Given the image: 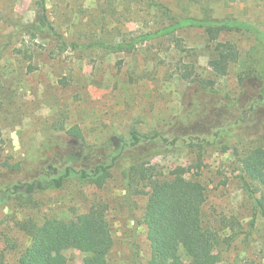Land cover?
I'll return each instance as SVG.
<instances>
[{
	"label": "rangeland",
	"instance_id": "rangeland-1",
	"mask_svg": "<svg viewBox=\"0 0 264 264\" xmlns=\"http://www.w3.org/2000/svg\"><path fill=\"white\" fill-rule=\"evenodd\" d=\"M36 1L0 0V196L42 171L44 167L26 165L16 171L12 166L46 139L56 138L51 151L61 155L66 141L78 143L67 132L74 126L80 129L79 143L85 144L115 146L120 139L128 141L133 128L198 135L209 142L198 139L193 146L150 157L139 151L145 158L129 169V176L114 168L94 182L69 180L30 196H6L0 203V264H20L32 242L26 224L76 219L94 204L114 239L106 264H133L138 255V263L147 264L143 219L151 195L148 178H171L176 168L206 187L203 209L217 235L209 248L217 264H264V186L252 182V195L239 168L249 149L264 145V39L248 30L222 31L217 41L231 42L239 52L222 76L217 41L203 28L185 27L172 36L143 41L132 52L95 46L130 41L167 25L149 0H47L59 35L83 46L62 51L55 38H34L7 20L34 21ZM155 1L180 17L236 19L264 31V0ZM187 66L196 80L184 79ZM253 105L255 110L242 121ZM107 153V147L99 151ZM98 157L76 160L81 164ZM57 255L65 256L66 264H84L86 257L73 247ZM180 255L181 264H189L184 250Z\"/></svg>",
	"mask_w": 264,
	"mask_h": 264
},
{
	"label": "trees",
	"instance_id": "trees-1",
	"mask_svg": "<svg viewBox=\"0 0 264 264\" xmlns=\"http://www.w3.org/2000/svg\"><path fill=\"white\" fill-rule=\"evenodd\" d=\"M149 2L162 12L168 22L167 25L155 31L133 36L130 41H120L114 44L101 42L95 46L111 51L132 52L143 41L172 36L177 30L185 27L203 28L211 41H217L220 33L226 29L248 30L264 39V31L250 23L211 16L180 17L172 13L171 9L163 3L155 0H149ZM36 11L34 21L29 23H24L20 19L9 18L7 20L14 22L13 26L34 38H55L62 51L68 48L83 47L75 42L69 44L59 35L55 25L49 19L47 0H37ZM215 51L218 73L222 76L227 75L231 62L239 57L237 47L228 41H217ZM191 74L187 66L183 75L184 79L196 80ZM206 82V84L209 83V81ZM262 85L260 96L264 100V79H262ZM253 109L255 110V105L245 110L241 120L245 121L248 111ZM67 132L75 137L78 143L66 141L67 151L64 155L58 154L55 149L51 151L57 141L51 136L38 149L32 151L25 161L12 166V169L16 171L23 170L26 165H29V169L34 166L44 168L32 180L18 181L13 187L5 189L0 196V203L11 194L30 196L35 191L60 188L69 180L94 182L105 172L114 168L120 169L129 176V169L137 166L146 156H155L166 150L190 147L196 144L198 139V143L209 142L206 137L198 135L186 138L178 135L169 136L155 129L141 132L133 128L128 141L120 139L115 146H108L110 142L103 146L79 143L80 129L78 126L72 127ZM211 142L214 143V141ZM106 147L108 153L104 156L99 155V151ZM74 149L77 151L75 152ZM139 151H146L147 153L143 155L145 157L141 158ZM96 157L99 160L86 161L81 164L76 160L77 158L81 160ZM239 168L245 189L253 195L255 189L251 185L252 182L264 186V145L249 149L240 158ZM148 185L151 195L143 219L149 245L147 264H181L180 250H184L190 258L189 264H217L215 255L209 251L210 246L218 240L215 231L208 226L205 218L203 209L207 200L205 185L199 179L186 178L179 168L175 169L171 178H148ZM25 226L32 237V242L20 257V264H66L67 258L57 253L71 247L86 254L84 264H106V255L114 245L109 222L97 204L76 219L50 218L41 225L32 223ZM137 259L139 260V255ZM137 259L133 264H140Z\"/></svg>",
	"mask_w": 264,
	"mask_h": 264
}]
</instances>
